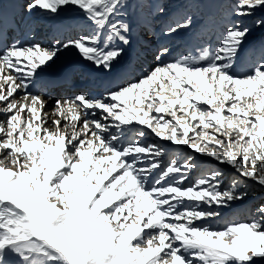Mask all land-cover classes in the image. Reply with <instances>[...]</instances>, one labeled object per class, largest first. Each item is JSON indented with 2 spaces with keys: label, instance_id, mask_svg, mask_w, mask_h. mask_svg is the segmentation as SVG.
<instances>
[{
  "label": "snow or ice",
  "instance_id": "6c2138e0",
  "mask_svg": "<svg viewBox=\"0 0 264 264\" xmlns=\"http://www.w3.org/2000/svg\"><path fill=\"white\" fill-rule=\"evenodd\" d=\"M12 6L19 8L12 24L25 39L9 40L0 23V264H264V203L247 221L222 215L247 197L242 184L264 191V55L234 71L251 31L243 19L264 9V0L222 5L227 19L215 46L194 45L165 60L171 49L161 43L155 66L136 78L127 69L145 46L193 33L207 5ZM8 7L0 0V21ZM69 11L82 22L79 31L47 46L27 39L26 18ZM65 50L121 82L99 97L78 88L55 98L53 81L40 74ZM150 135L157 142L145 143ZM166 142L190 151L178 158ZM201 157L220 167L203 168ZM221 167L239 178L225 184Z\"/></svg>",
  "mask_w": 264,
  "mask_h": 264
},
{
  "label": "bare ground",
  "instance_id": "6f19581e",
  "mask_svg": "<svg viewBox=\"0 0 264 264\" xmlns=\"http://www.w3.org/2000/svg\"><path fill=\"white\" fill-rule=\"evenodd\" d=\"M206 5H207L206 7L208 9L214 11V9H216V7L218 5V0H207ZM27 21H28V23H29V21H37L38 23H41L42 27H41L40 31H42L44 28L48 27V25L53 24V23L64 22L67 24H71L73 21H80V20L76 17L75 13L69 11V12L61 13L60 16H58L56 18L42 17V16L34 15L33 17H28ZM43 25H45V26H43ZM30 26H32V25H30ZM74 32H75V30H73L69 34H73ZM153 39H155V38L152 37L150 40H153ZM29 40H33L32 36H30ZM196 40H198V38L194 37V35L185 36V44H188L189 48H191L194 45L195 46L199 45ZM34 41H38V40H34ZM48 41H52V39H48L47 42ZM161 43H167L168 45L172 46L174 44V41L173 42L157 41L156 43H154L152 45H146L144 50H142L140 52L139 61L135 62V64H134V66H136V68L133 67L131 69H127V73H134L133 78H136L140 75L141 72L147 71L149 67H154L156 64L154 56L148 55L147 52L152 53V52L156 51L159 48ZM44 46H47V45H44ZM176 53H177L176 50H171V55L164 57V59L170 60L173 57H175L174 55ZM247 62H248L247 60H245L244 58H241V60L237 64V66L241 65L240 69L243 72H245L247 70ZM138 64L140 65V67H137ZM122 66L124 68H127V61L122 63ZM63 67H71L72 69H75L74 71H77V70L80 71V68L89 69V65L87 64V62H85L81 59L78 52H76L75 50H65L64 52H61L58 55V57L56 58V60L50 65V67L47 68L45 70V72L41 73L40 75L48 78L49 76L54 75L56 73L61 74V72H62L61 70L63 69ZM134 71H138V72H134ZM92 72H94V71H92ZM88 75L86 77L89 78ZM79 88H81V87H79ZM75 90H77V89H75ZM75 90L67 91V92H59V93H57V91H55L52 94L55 98H59L61 95L70 96L74 93ZM91 92H93L92 96L99 97L98 95L101 91L100 90H93ZM49 108L52 109L51 103H49V105L46 107L45 111L50 112L51 110H49ZM95 118H98V117H95Z\"/></svg>",
  "mask_w": 264,
  "mask_h": 264
},
{
  "label": "rangeland",
  "instance_id": "374dc122",
  "mask_svg": "<svg viewBox=\"0 0 264 264\" xmlns=\"http://www.w3.org/2000/svg\"><path fill=\"white\" fill-rule=\"evenodd\" d=\"M206 0H193V2H198V3H201V4H203L204 5V2H205ZM168 2L170 3V5L171 6H175L177 3H181V2H184V0H168ZM218 2H220L219 4V6L221 7L222 5H225V4H228V3H234L235 2V0H220V1H218ZM205 12V7H202L198 12H197V21H198V19H203L204 18V16H203V13ZM220 13H222V18L224 19V20H226V13H225V9H224V7H221V12ZM225 15V16H224ZM257 19H260V20H264V9H259V10H257L252 16H250V17H246V18H244L243 19V23L245 24V25H247V26H249L250 27V29H251V31H250V34L247 36V38H246V40H245V43H244V46H243V48H245L247 45H248V47H250V46H252L253 44H256L255 45V49L253 50V52H254V56H253V58H257V60H259L260 59V57H261V53H262V49L264 48V25H261L260 27H256L255 26V21L257 20ZM147 36V35H146ZM157 52V50L156 51H154V52H152V53H148L147 52V54L148 55H152L153 53H156ZM49 110H51V108H49ZM151 137V138H150ZM157 140H158V138H156V137H154V136H152V135H150V136H148L147 137V139L144 141L145 143H148L149 141L150 142H152V143H155V142H157ZM170 143H165V147L167 148V150H168V152L169 153H173V152H177V151H179L180 149H182V150H185L184 152H187V151H190L189 149H187L185 146H180L179 148H177L176 146H174V145H172L173 147H175V148H172L170 145H169ZM180 157H182V156H179L178 155V158H180ZM169 159V156H165L164 157V160L166 161V160H168ZM199 159H203V160H208L207 162H210V163H212V165H209V164H205L204 166H202L203 168H213V167H220L218 164H217V162H215V161H212L210 158H204V157H201V158H199ZM212 161V162H211ZM181 162H182V159H181ZM199 164H201V163H199ZM221 170L222 171H226L227 172V176H226V178H225V184H230V182H231V180L232 179H238V178H236L235 176L236 175H238V174H234V173H230V171H227V169H225V168H223V167H221ZM200 172H201V169H196V170H194L191 174H190V176H189V182L193 179V178H195L196 176H198L199 174H200ZM241 187H244V188H246V190H247V192H248V195H247V197L242 201V202H237L236 204H234V206L233 207H237V206H244V205H253V203L251 202V200L252 199H254V203L256 204V205H254V206H252V207H250V210L251 211H253L254 212V210H255V208L257 207V206H259V204L260 203H264V191H262V190H260L259 188H252V187H250V186H247V185H241ZM256 201V202H255ZM228 209H230V208H228ZM225 210V209H224ZM249 210V209H248ZM249 212L250 211H247L246 212V214H245V216H246V219H244L243 217H241L240 216V212H236L235 211V214H237L238 216H237V219H234V220H238V221H247L248 220V218H249ZM223 223V220H220V219H218V220H216L215 221V223L213 222V226L215 227V226H217V225H219V224H222Z\"/></svg>",
  "mask_w": 264,
  "mask_h": 264
},
{
  "label": "trees",
  "instance_id": "16d2710c",
  "mask_svg": "<svg viewBox=\"0 0 264 264\" xmlns=\"http://www.w3.org/2000/svg\"><path fill=\"white\" fill-rule=\"evenodd\" d=\"M251 202L253 203V205H250V204L248 205V204H247V205H244V206L242 205V206H237V207H233V206H234V205H233L232 207H230V209H232L233 212H235V211H236V212H240L241 215L244 216V219H246V216H245L246 212H247V211H251V210H250V207L256 205V204L254 203V199H252ZM255 202H256V201H255ZM248 209H249V210H248ZM227 210H228V209H227Z\"/></svg>",
  "mask_w": 264,
  "mask_h": 264
}]
</instances>
